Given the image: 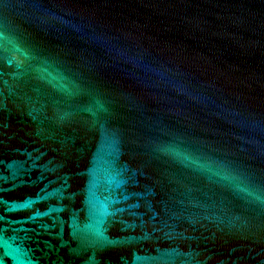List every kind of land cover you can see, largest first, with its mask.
<instances>
[{"label":"water","instance_id":"water-1","mask_svg":"<svg viewBox=\"0 0 264 264\" xmlns=\"http://www.w3.org/2000/svg\"><path fill=\"white\" fill-rule=\"evenodd\" d=\"M0 264H264V0H0Z\"/></svg>","mask_w":264,"mask_h":264}]
</instances>
